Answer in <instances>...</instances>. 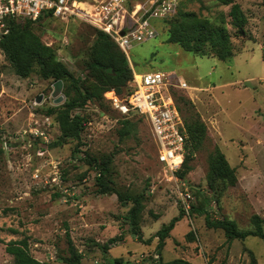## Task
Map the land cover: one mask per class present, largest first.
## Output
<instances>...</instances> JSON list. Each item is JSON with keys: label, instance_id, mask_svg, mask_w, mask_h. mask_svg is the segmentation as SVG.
<instances>
[{"label": "rangeland", "instance_id": "obj_1", "mask_svg": "<svg viewBox=\"0 0 264 264\" xmlns=\"http://www.w3.org/2000/svg\"><path fill=\"white\" fill-rule=\"evenodd\" d=\"M236 3L248 19L240 37L231 26V7L221 0L184 1L174 16L194 13L217 26L224 22L234 49L226 62L170 44L161 23H155L159 30L155 39L133 45L129 58L125 55L133 75L160 72L173 82H184L188 90H176L175 104L186 118L187 107L179 100L190 101L191 113L199 115L208 131V138L193 148L184 165L182 173L197 193V205L191 218L183 217L170 232L166 262L264 264L263 240L249 237L228 244L223 231L206 224L207 218L230 220L249 232L255 229L253 216L264 219V4ZM34 29L76 79L93 82L88 76L97 36L93 27L79 20L45 18ZM54 86L42 80L38 70L28 79L16 76L0 50V264H14L7 247L21 240H27L31 255L46 264H68L76 257L81 264H133L142 257L128 221L134 201L143 206L140 231L143 226L152 230L144 245L155 238L158 244L164 225L181 215L174 185L158 162L149 120L134 113L124 117L109 101L105 123L94 102L85 109L89 121L82 142L60 139L56 114L51 116L55 125L42 137L44 129L32 122L31 115L45 117L69 101L64 87L63 102L57 105ZM216 149L238 180L220 198L208 188ZM105 189L110 193L101 194ZM154 221L162 223L157 232L160 222L154 227ZM115 248L121 254L107 262L109 250ZM128 255L136 259L131 261Z\"/></svg>", "mask_w": 264, "mask_h": 264}, {"label": "trees", "instance_id": "obj_2", "mask_svg": "<svg viewBox=\"0 0 264 264\" xmlns=\"http://www.w3.org/2000/svg\"><path fill=\"white\" fill-rule=\"evenodd\" d=\"M190 1V0H188ZM225 6L231 7V26L238 37L245 34L248 19L236 0H221ZM264 4V0H263ZM178 11V10H177ZM45 18H52L50 15L42 16L37 21L19 20L10 21L8 24L9 33L0 37V50L6 57L7 62L12 66L14 73L21 79H28L38 70L40 78L53 83L62 82L67 88L69 101L61 109L50 111L47 117L56 114V122L61 133V140H79L87 128L89 121L85 109L94 102L99 105L101 118L107 117L105 107L109 102L106 94L115 91L121 99L126 98L132 92L134 75L125 53L113 42V40L101 31L96 30V41L92 51V61L88 66L89 78L93 82L88 85L83 79H76L69 69L57 59L56 51L43 44L41 36L34 29V25ZM175 18V17H174ZM172 18L163 25V30L170 34L169 43L179 45L184 51L201 54L203 57L210 54L212 58L226 62L233 57L234 49L232 38L225 23L214 25L208 19H201L194 13L181 12L176 19ZM171 25V26H170ZM108 70H112L109 73ZM173 97L176 103L175 93ZM187 107V117L183 118L182 108H177L182 116L189 142L186 146V158L179 177L188 182L183 176L184 165L193 153V148L203 145L208 138L207 127L198 114L191 113L192 104L188 100L180 99ZM129 117L128 115H123ZM52 118V117H51ZM55 125V122H53ZM215 155L210 161V174L208 176V188L220 198L230 187H236L238 180L235 170L231 168L224 155L216 149ZM110 193L102 190L101 194ZM195 196H196V192ZM143 213V206L138 200L129 212V219L133 235L139 242H143L142 231H140V217ZM185 217L181 215L172 220L169 225H164L158 233L157 253L160 255L166 245L169 234L176 224ZM209 229L221 230L224 232L228 244L234 241L244 242L247 238H259L264 241V219L255 215L252 218L253 231L242 232L235 222L230 220H212L207 218ZM7 254L14 259V264H46L37 260L30 253L27 240L11 242L7 247ZM68 264H81L79 258L66 261ZM114 264H124L115 262ZM159 264H191L184 259H177L171 262L160 260ZM254 263V260L252 261Z\"/></svg>", "mask_w": 264, "mask_h": 264}, {"label": "built area", "instance_id": "obj_3", "mask_svg": "<svg viewBox=\"0 0 264 264\" xmlns=\"http://www.w3.org/2000/svg\"><path fill=\"white\" fill-rule=\"evenodd\" d=\"M184 1L187 0H91L89 3L82 0H0V37L9 33L10 21L35 22L42 16L50 15L64 23L79 20L90 25L108 35L128 57L133 45L155 39L159 35L155 23L164 25L174 18ZM176 90H188V86L182 81L173 82L160 72L134 74L130 95L121 99L115 91H110L106 98L123 115L134 113L148 118L158 149V162L168 182L174 185L172 194L176 204L186 218H191L197 199L189 182L179 177L189 136L173 97ZM105 119L102 118L107 123ZM31 120L43 127L42 137L53 127L51 117L38 118L32 114ZM56 178V181L61 180L58 171ZM159 262L160 257L156 253L152 257L142 258L137 264Z\"/></svg>", "mask_w": 264, "mask_h": 264}, {"label": "crops", "instance_id": "obj_4", "mask_svg": "<svg viewBox=\"0 0 264 264\" xmlns=\"http://www.w3.org/2000/svg\"><path fill=\"white\" fill-rule=\"evenodd\" d=\"M175 203H176V201H175ZM177 205V204H176ZM160 221H154V227L155 226H157L158 225V223H159ZM162 223L160 222V225H159V227H157V230L156 231H154V232H157L159 229H160V227L162 226L161 225ZM84 225V224H83ZM92 228V227H91ZM151 230V229H150ZM148 228H146L145 226H143V229L141 230L142 231V236L144 235V237H143V242H144V240L145 241H147L148 239H151L152 238V233H150V232H152V230L150 231ZM157 238H155L153 241H152V243L150 244V245H144V244H142L143 242H139L138 240V243L139 244H137V243H135V241H133V239H132V241L134 242V244L135 245H138V247L136 248V251L137 252H140L142 255V257H140V259L139 260H136V261H134V263L133 264H137V262H140L141 261V259L142 258H148V257H152L154 254H156L157 253V247H158V244H157ZM124 243L125 244H128V240L127 239H125L124 240ZM141 248V249H140ZM117 249L118 248H115V249H111V250H109V252H108V260H107V262H111L112 261V259L114 260L115 259V255L114 254H116L118 251H117ZM121 249H122V247H121ZM121 252H122V250H121ZM121 252H118L117 254H121ZM158 254V253H157ZM159 255V254H158ZM128 259L129 260H131V261H133V260H135L136 259V257L135 256H129L128 255ZM159 257H160V260H163L164 262H166L165 261V259H164V249L162 250V252L160 253V255H159ZM38 259V258H37ZM39 261H41L40 259H38ZM188 262H190L191 264H193V261L192 260H190V259H188ZM95 264H98V262H96Z\"/></svg>", "mask_w": 264, "mask_h": 264}, {"label": "water", "instance_id": "obj_5", "mask_svg": "<svg viewBox=\"0 0 264 264\" xmlns=\"http://www.w3.org/2000/svg\"><path fill=\"white\" fill-rule=\"evenodd\" d=\"M109 73H112V70H108ZM64 90V85L62 82H57L54 86V93H53V98L55 99V103L57 105L61 104L63 102V97H62V93ZM42 101L39 100V103H41Z\"/></svg>", "mask_w": 264, "mask_h": 264}]
</instances>
